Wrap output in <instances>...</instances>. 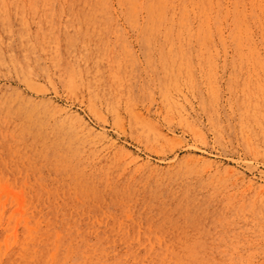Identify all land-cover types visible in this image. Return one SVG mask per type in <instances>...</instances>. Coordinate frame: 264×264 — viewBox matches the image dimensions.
I'll return each instance as SVG.
<instances>
[{
  "label": "rangeland",
  "instance_id": "1",
  "mask_svg": "<svg viewBox=\"0 0 264 264\" xmlns=\"http://www.w3.org/2000/svg\"><path fill=\"white\" fill-rule=\"evenodd\" d=\"M198 1L0 0V264H264V0Z\"/></svg>",
  "mask_w": 264,
  "mask_h": 264
},
{
  "label": "bare ground",
  "instance_id": "2",
  "mask_svg": "<svg viewBox=\"0 0 264 264\" xmlns=\"http://www.w3.org/2000/svg\"><path fill=\"white\" fill-rule=\"evenodd\" d=\"M229 2H230V7L233 4L234 7L235 6L241 7L244 4L243 0H229ZM182 3L183 2H180V6L182 5ZM208 4L210 5V7ZM224 5H225L224 0L198 1L196 6L197 16L202 19L211 17L213 14L212 12L215 8L220 11L221 8H224ZM154 14H156L159 18H165L167 15V10L164 8L161 11H156ZM238 15H239L238 13H234L232 19L236 25V30L235 31L232 30V34L235 37V44L237 46L247 48L248 50L255 51L257 48L253 43L252 32L255 27H260V25L262 24V20L256 19L255 17L252 18L246 17L247 15H244L245 18L244 20L240 18ZM216 27H218V23H216ZM214 30L217 31L218 29L214 27ZM252 60L258 62L261 61V58L254 54ZM38 237H39V233L37 230L28 236L26 242L27 244H31L32 246L31 247L26 246V250L31 249V251L24 254L26 255V258L32 259L39 257V253L41 252V250H39L37 245H40L42 242L38 240ZM124 245L125 247H128L130 244L129 242H124ZM50 246L52 248H57L58 252L56 254L57 255L56 257L50 258L48 264H67L68 260H71L72 264H178V259L175 258L174 261V258L170 255L161 256V257H158L154 254L145 255L142 254L141 250L134 252L132 256L128 257L131 258L132 260V262L129 263L127 260L128 258L126 259V256H120L114 253V249L108 242H102V243L96 242L93 244H88L87 250H89V253H83V255H77V251L75 248H73L74 250L72 251L64 252L63 250H65L66 248L65 243L52 241ZM32 247L34 248V250H32Z\"/></svg>",
  "mask_w": 264,
  "mask_h": 264
}]
</instances>
